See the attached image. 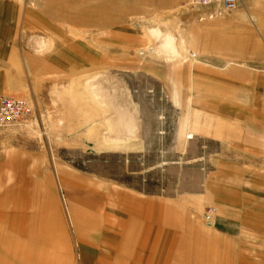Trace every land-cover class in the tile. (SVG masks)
Returning a JSON list of instances; mask_svg holds the SVG:
<instances>
[{"label":"rangeland","instance_id":"obj_1","mask_svg":"<svg viewBox=\"0 0 264 264\" xmlns=\"http://www.w3.org/2000/svg\"><path fill=\"white\" fill-rule=\"evenodd\" d=\"M238 7L246 11L247 1L222 15ZM199 11L189 0H0V96L22 97L30 107L20 120L0 125V264H11L7 249L14 243L13 264L33 251L54 264H85L89 254L96 255L91 264L107 256L136 264H264V149L254 150L246 133L224 143L230 148L224 159L211 137L202 150L208 153L201 154L199 145L175 146L171 137L137 145L129 142L136 136L124 135L121 150L87 148L101 133L94 89L97 103L124 105L132 122H139L133 108L144 118L168 116L175 105L183 123L185 73L200 60L190 33L185 41V28L206 22ZM220 66L241 77L230 85L239 90L229 89L225 99L240 107L250 98L264 104V62ZM248 71L256 74L253 96ZM200 87L202 98L214 103L215 82H193ZM152 184L162 186L160 197L170 194L166 198L174 201L160 209L158 237L127 245L120 240L107 254L111 221L126 232L111 213L117 207L110 200L120 202L115 190ZM137 222L133 216L127 224L135 234ZM182 233L189 236L186 244Z\"/></svg>","mask_w":264,"mask_h":264},{"label":"crops","instance_id":"obj_2","mask_svg":"<svg viewBox=\"0 0 264 264\" xmlns=\"http://www.w3.org/2000/svg\"><path fill=\"white\" fill-rule=\"evenodd\" d=\"M246 1L248 4L246 11L238 7L226 14L208 17L205 23H193L190 24L189 29L185 28V41L188 43V33H190V47L196 49H194L195 53L200 57V60L196 61L195 66H190V72L186 71L185 73L183 123L180 125L176 114H174V112L179 113L180 111L175 105L172 106L171 113L169 109L167 110V113H170L168 116H164V112H155L153 117L146 114L143 118V115L139 113L141 115H139V134L136 135L135 140L129 141L130 143H136L137 145L149 143L152 145L171 137L175 146L186 144V142L189 143V146L192 144L199 145V154H201L208 153V151L205 150L204 152L202 150L210 140L208 137H211L214 138L216 145L214 150L216 155L218 158L224 159L230 157L224 153L225 150L230 149L225 148L224 143L233 142L229 139L246 133L250 142L254 145V150L257 147H260V149L263 147L262 149H264V104H257L255 100L250 98L247 105L240 107L234 104L233 99H231L232 102L225 99V96H230L229 89L239 90L230 85H233V81L239 80L241 77L239 74L230 71L231 69L225 72L226 67L220 66L239 61L247 63L251 61L264 62V0ZM250 15L254 17V23L251 21ZM246 77L249 81L248 95L253 96L256 94V74L254 71H248ZM188 80L190 81L189 88ZM211 80L218 87L217 98L214 103L212 100L208 103L207 100L202 98L205 95L202 87L199 88V91H197L198 88H193L194 81L202 85V83ZM194 96L196 97L193 100ZM188 132L192 134L190 137H186ZM137 150L141 151L140 149ZM125 188L115 190L114 193L120 202L119 204H112V200H110V206L117 207L115 208L116 212L111 213L124 225L123 229H126V232L123 234L121 230L119 231L117 221H111L114 223L109 227L108 233L111 242L109 244L110 250L112 251L107 252V254L115 253L117 243L120 240L124 241V245H127L129 241L146 239L150 235L158 237L159 229L157 227H160L159 223L161 221L160 209L161 207H171V204H173L171 202H174L166 198L171 196L170 194L160 197V191L163 188L159 184H155V186L152 184L148 188L143 185L135 186L130 190ZM202 189H204V186L201 189L192 190V192L202 191ZM174 190L171 188L170 191ZM181 191L186 190H178V192ZM105 194L108 196L107 191ZM110 206L108 208L112 211ZM133 216L138 220L136 234L134 233V226L133 228L131 226L130 228L127 227L128 221ZM75 224L77 229L76 220ZM148 226H152L153 234L149 233ZM118 233H122L124 237L122 238L123 235L120 236ZM187 237L189 236L182 233L185 244ZM86 242L88 241L84 243ZM99 244L102 245L99 242L96 247H99L101 253H105L104 246L102 245V248H100ZM209 252L219 253L214 250ZM212 262L215 261L212 260Z\"/></svg>","mask_w":264,"mask_h":264},{"label":"bare ground","instance_id":"obj_3","mask_svg":"<svg viewBox=\"0 0 264 264\" xmlns=\"http://www.w3.org/2000/svg\"><path fill=\"white\" fill-rule=\"evenodd\" d=\"M105 74L111 76V74H113V73L112 72L111 73L107 72ZM119 75H121V74L119 73ZM110 79H109V81H110ZM125 79H127V78L125 77ZM100 87H101V85H100ZM93 91H94L93 94H91V92H89L87 94H89V96L91 94V96L94 98L93 99L94 100V104H93L94 106H93V108L91 107L93 112H95V113L98 112L100 114V116H97V118H96L95 125L97 126V124H98L99 130H101V133H97L95 138L91 141L92 145L88 146L87 148H89V149H91L93 151H104V150L107 151V150L113 149V148L116 149V150L117 149L121 150L123 148V146L126 144V141L123 140L122 137L124 135L125 136L129 135L130 137H134V136L138 135V134H136L137 131H138L137 130L138 128H136V127H138L139 122H136V120L134 122H132V119L127 114V113H129L128 110H126L127 108L124 105L120 104V103L117 104L118 106H114V107H111L109 104L108 105L107 104L103 105V104H101L100 100L97 103L95 101L96 95H97L96 94L97 93L96 89H94ZM98 92H99L98 93L99 95H103L105 93V89L101 88V91L99 90ZM82 99H83L84 103L87 102L89 100L88 99V95L83 94ZM102 103H103V101H102ZM96 107H97V109H96ZM91 108H89V110H91ZM138 109H140V108L139 107L137 109L133 108V111H135L134 113H135V116H136L135 118H137V121H139V117L141 116L140 115L141 113L138 114ZM119 113H120V119H119V121H117V118H118L117 115H119ZM110 116H114V118L111 119V118H109ZM111 122H114V124H111ZM136 123H137V125H136ZM89 133H90V131H89ZM188 137H190V135H188ZM122 232H124V231L122 230ZM129 232H130V230H129ZM18 240H19V238H18ZM17 248H16L15 243L13 244V246L8 247V249H7L8 258L12 257L13 260H14V256H15V253H16L15 250ZM85 252L87 253L88 250L86 249V251H84V253ZM84 253H83V255H84ZM23 256H24V254H22L20 256L21 260H18V258H16L17 261L15 262V264H18V263H23V264H54L52 257H46L41 252L33 251L31 256L28 257L27 259H23ZM85 257H86L84 259L85 264H91V263L94 262L93 260H95L96 255L94 254L93 256H91V254H89V255H86ZM13 260L11 261V264L14 263ZM97 264H136V262H135V260H134V262H131V261H127L126 262L123 259V257L107 256V257H102Z\"/></svg>","mask_w":264,"mask_h":264},{"label":"built area","instance_id":"obj_4","mask_svg":"<svg viewBox=\"0 0 264 264\" xmlns=\"http://www.w3.org/2000/svg\"><path fill=\"white\" fill-rule=\"evenodd\" d=\"M190 4L198 11V17L200 19L206 17H212L214 15L222 14L226 10L232 9L238 3V0H189ZM209 7V10H205ZM206 12L205 14L203 12ZM30 107L27 101L18 96L3 94L0 96V125L10 121H18L26 113H28ZM213 207L210 206L206 209L204 216L206 219H210L211 211Z\"/></svg>","mask_w":264,"mask_h":264}]
</instances>
